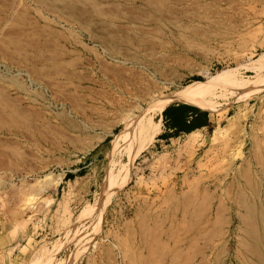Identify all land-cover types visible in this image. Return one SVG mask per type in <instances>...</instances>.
<instances>
[{"label":"rangeland","instance_id":"obj_1","mask_svg":"<svg viewBox=\"0 0 264 264\" xmlns=\"http://www.w3.org/2000/svg\"><path fill=\"white\" fill-rule=\"evenodd\" d=\"M71 1L86 12L64 10L71 27L43 15L65 72L44 62L39 84L0 60L9 95L44 118L0 136V264H264V0H192L148 26L123 0ZM223 72L202 89L215 110L194 145L153 142L130 162L132 116L159 125L158 104Z\"/></svg>","mask_w":264,"mask_h":264},{"label":"bare ground","instance_id":"obj_2","mask_svg":"<svg viewBox=\"0 0 264 264\" xmlns=\"http://www.w3.org/2000/svg\"><path fill=\"white\" fill-rule=\"evenodd\" d=\"M131 1L132 0H123V2L126 4V12H129L133 16V18H130V19H133L134 22L136 21V22H139L141 24H146L147 26L153 22L159 23L161 21H163V22L165 21L167 23H172V22H175L176 18H178L180 15H184L187 12L191 13L192 11H194L193 10L194 2L192 0H137L139 2L138 7H136L137 9L134 6L132 7V5L130 4ZM58 3H61L63 5L64 9L57 8L56 5ZM32 6H34V9H32ZM64 10H69L71 13L70 14L71 17L72 16L84 17V15L86 13V12L78 9L77 6L72 3L71 0H56L55 2H52L49 0H0V60L1 61H9L10 63H14L16 66L19 63H24V62H25V64L28 63V65L22 66L23 72L25 73L27 78L35 79V82L39 83V84H41V82L43 84V81L46 82L48 80V76H49L48 71L50 69H52V71H54V72H59V70L61 69V66H59L58 62H57L59 60L56 59L57 58L56 56L49 55V54L55 53L58 46L60 47L58 39L63 38L64 36L62 37L59 32L53 30L50 26L46 25L45 22L47 21V19H45L43 17V15L44 14L53 15L56 18V20L58 19L59 22H62L65 26L71 27L74 24L73 21H70V20H68V18H65L66 21L64 22L62 20L63 18L61 19V17L59 16L62 12H64ZM30 11H33L34 15H31ZM86 15H88V14H86ZM73 19H75V18H73ZM40 20L44 21V24H42L41 26L39 25ZM140 30H144V29H140ZM147 32H148V30H147ZM149 33H150V31H149ZM144 34H146V33L144 32ZM60 48H63V46ZM64 48H66L65 45H64ZM46 53H48V55H45ZM44 57H46V58H44ZM59 57H58V59H60ZM61 60H63V59H61ZM44 62L51 64L53 67L49 68V70H47V68L45 69V66L43 68L38 67V66H43ZM70 63L71 62H69V64ZM14 64H12V65H14ZM67 65H68V63H67ZM19 66H20V64H19ZM65 66H66V64H65ZM71 67H72V65H71ZM63 70L64 69H62L60 71L65 72ZM54 72H52V73H54ZM59 74H60V72H59ZM67 74L68 73H66V75ZM228 74H229L228 72H223L208 82H201V81L200 82H194L193 84L184 88L181 92H179L175 96H173L171 98H167L166 100H164L163 102L158 104L154 110L158 114H160L162 112V110L168 104L174 103V102H184V103L194 104L203 110L213 112L215 109L208 104L209 102H207V103L205 102V100H204L205 94H204V91L202 89L208 87L209 85L214 86L217 84H220V85L225 84L224 81L226 82L228 80L227 79L228 76H230ZM63 75H65V74L63 73ZM63 75H62V77H63ZM53 77H58V76L55 75ZM50 81L52 82V83H50V85L52 87V84H54L55 81H52V80H50ZM50 81H48V82H50ZM135 82L136 81L134 80L133 83H135ZM60 83L61 82L59 81L58 84H60ZM69 83H71V82H69ZM231 85H232V83H231ZM56 86L58 87L59 85L56 84ZM56 86L53 85V88H55ZM61 86L62 85H60V87ZM64 86L66 87V85H64ZM44 87H45V85H44ZM49 89H50V87H49ZM56 90L60 91L59 89H56ZM56 90L54 92H56ZM63 92H65V91L63 90ZM22 93L23 94H17L15 97H11V95H9L8 90L6 88V83L4 82L3 78L0 77V136L1 137L5 136V135L6 136L10 135L13 131H15V129H17L19 132L22 130L21 127L27 126V125L29 127L34 122H37V124H38V122L41 121L40 119L43 118V117L41 118L40 113L36 112L37 108L34 109L37 99L35 101V99L34 100L31 99V97L24 94V92H22ZM38 93H39V91H38ZM39 95H41V94H39ZM56 95H58V93H56ZM52 97H54V96H52ZM72 97H73V95H72ZM73 99H71V100H73ZM60 102H58V103H60ZM37 103H39V102H37ZM75 104H76V101H75ZM43 114H45V111ZM95 114H96V112H95ZM98 114H99V116H101L102 112L97 113V115ZM109 115L110 114H108V116ZM237 119H238V117H237ZM99 121L100 120H98L97 122H99ZM130 121H131V123L128 127L127 136H126V142H127L126 146L128 149L127 150L128 159L130 160V162H132L140 153H142L151 143L154 142L156 136L159 133L160 123H159V125L154 124L151 121L150 122L152 124L146 123V122H144L143 118H135L133 116L130 119ZM102 122H101V124H102ZM46 123H48V122H46ZM95 125H97V124H95ZM100 125H98V126H100ZM44 126L47 127L46 125H44ZM34 127H35V125H34ZM18 128H20L21 130H19ZM40 128H42V127H40ZM28 129H30V127ZM42 130H43V128H42ZM24 133H25V130H24ZM21 134H23V133L21 132ZM219 134H221L220 131L215 130L214 135H212L213 139L211 138L212 141H214L216 139L220 140L218 138ZM64 136L65 135L63 134V137ZM199 137H200L199 133H194V134L188 135L187 140L189 143L194 145L200 139ZM2 138H4V137H2ZM119 138H118V140H119ZM69 139H71V138H69ZM12 140L15 141V139H12ZM118 140H117V142H118ZM4 141L7 142V140H4ZM72 141H74V140H72ZM80 141H82V139ZM8 142H9V140H8ZM59 148H57V149H59ZM17 155H18V153H17ZM2 156L4 158L3 154H1L0 157L2 158ZM6 156H7V154H6ZM12 161H13V159H12ZM9 162L10 161H8V165L10 166ZM4 165L5 164H3V163L1 164V166H0L1 169H2V166H3V169L8 168V167H4ZM10 172H11V170H10ZM12 174H13V172H12ZM101 213H102V210H98L97 212L94 213L95 214L94 219L96 222L100 220Z\"/></svg>","mask_w":264,"mask_h":264},{"label":"crops","instance_id":"obj_3","mask_svg":"<svg viewBox=\"0 0 264 264\" xmlns=\"http://www.w3.org/2000/svg\"><path fill=\"white\" fill-rule=\"evenodd\" d=\"M180 103H183V104H186V105H189V106H192V107H196L201 112L207 113V110H203V109L199 108L198 106H196L194 104L184 103V102H180ZM178 105H180V104L172 105V103H170L159 114L160 115V119L158 120V122L160 123V130H159V134L157 135L156 140L154 141V144L156 146H158V145L160 146V144H166V143L172 141L173 139H176L172 135L173 134V130L170 129V126L168 124H166V121H168L171 118H174L175 116H179V114L180 115L182 114V111L177 108ZM165 110H166V113H165V122H164L162 113ZM189 122H191V128L192 129L194 128L195 130L193 132H191L190 134H188V135L205 131V130L210 128L211 123H212V121L210 120L209 113H207V116H205V115H202V116L201 115H192V118H189L187 123H189ZM182 135H184V134H182Z\"/></svg>","mask_w":264,"mask_h":264},{"label":"trees","instance_id":"obj_4","mask_svg":"<svg viewBox=\"0 0 264 264\" xmlns=\"http://www.w3.org/2000/svg\"><path fill=\"white\" fill-rule=\"evenodd\" d=\"M194 81H200V80L195 79ZM177 108L182 111V114L181 115L179 114V116H175L174 118H171L168 121H166V124H168L170 126V129L173 130L172 135L175 138L179 137L182 134L188 135L195 130L194 128L193 129L191 128V122L187 123L189 118H192V115L207 116V113L201 112L198 108L189 105L180 104L178 105ZM165 113L166 110L163 111L162 113L164 122H165ZM71 178H72L71 175H67L65 177V180L67 179L70 180Z\"/></svg>","mask_w":264,"mask_h":264}]
</instances>
